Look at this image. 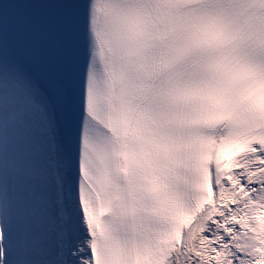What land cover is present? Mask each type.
Wrapping results in <instances>:
<instances>
[{
	"label": "snow or ice",
	"instance_id": "1",
	"mask_svg": "<svg viewBox=\"0 0 264 264\" xmlns=\"http://www.w3.org/2000/svg\"><path fill=\"white\" fill-rule=\"evenodd\" d=\"M0 264H264V0H2Z\"/></svg>",
	"mask_w": 264,
	"mask_h": 264
}]
</instances>
